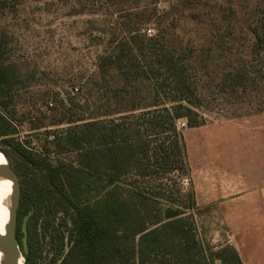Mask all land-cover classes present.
Here are the masks:
<instances>
[{
  "label": "rangeland",
  "instance_id": "374dc122",
  "mask_svg": "<svg viewBox=\"0 0 264 264\" xmlns=\"http://www.w3.org/2000/svg\"><path fill=\"white\" fill-rule=\"evenodd\" d=\"M261 24L264 0H0V112L16 131L12 142L2 144L0 138V145L20 174L25 207L38 200L41 190L52 197V209L36 221L33 207L20 215L18 207L23 261L30 255L36 264H58L69 248L72 212L59 207L60 197L43 169L46 163L78 166L79 154L62 139L64 132L104 111L149 103V74L134 68L131 48L151 40L187 54L183 64L197 96L193 111L202 124L189 128L179 119L176 129L191 161L198 136L204 139L209 131L264 115V39L256 46L252 35L263 31ZM139 58L145 68L148 57ZM162 138L157 144L169 140L172 145L170 137ZM13 144L27 150L36 165L17 155ZM177 166L169 174L151 168L156 180L128 173L116 194L128 197L135 182L162 184L155 188L159 197L153 208H181L191 216L204 248L235 249L237 235L251 237L252 247H238L244 264H264V230L225 224L221 201L212 197L208 202L207 188H201L191 209L190 196L199 188H193L190 167L188 175ZM217 194L228 200L235 195L224 189Z\"/></svg>",
  "mask_w": 264,
  "mask_h": 264
},
{
  "label": "trees",
  "instance_id": "16d2710c",
  "mask_svg": "<svg viewBox=\"0 0 264 264\" xmlns=\"http://www.w3.org/2000/svg\"><path fill=\"white\" fill-rule=\"evenodd\" d=\"M261 25L262 32H252L256 46L264 39V24ZM148 42L131 48L130 52L136 58L134 68L149 74L146 75L152 93L149 103L79 120L82 124L70 127L62 138L79 154L78 166L43 165L48 185L60 197L59 207L65 213L72 212L69 248L58 264H243L230 245L216 250L204 248L197 240L191 216H185L181 208H153L151 204L159 197L155 188H161L162 184L146 187L135 182L131 184L135 189L129 190L128 197L116 194L128 173L141 180H156L151 168H161L169 174L177 171L180 163L189 175L186 149L176 121L185 119L189 128L202 124L193 111L197 96L183 64L187 54ZM139 56L144 60L148 57L145 68ZM15 134L0 112L2 144L12 142L9 137ZM158 137H166L164 140L170 137L173 143L168 140L157 144ZM12 147L17 155L36 165L27 150L19 144ZM0 150L10 161L2 145ZM12 169L20 182V174ZM41 191L38 200L30 206L35 210V221L42 211L52 209L50 193H45L47 189ZM44 201L48 203L44 205ZM195 206L193 193L190 208ZM30 207H25L21 194L19 215ZM23 262L36 264L30 255Z\"/></svg>",
  "mask_w": 264,
  "mask_h": 264
},
{
  "label": "crops",
  "instance_id": "0c3cea01",
  "mask_svg": "<svg viewBox=\"0 0 264 264\" xmlns=\"http://www.w3.org/2000/svg\"><path fill=\"white\" fill-rule=\"evenodd\" d=\"M202 138V137H201ZM195 139L193 158L188 161L195 200L201 188H207V200H220L219 209L227 225H255L259 232L264 228V115L250 116L238 126L225 125L222 130L209 131L208 136ZM190 163V165H189ZM232 192L234 198L217 192ZM206 190V192H207ZM235 204H225L227 202ZM196 203V202H195ZM224 203V204H222ZM232 207V208H230ZM223 215V217H224ZM254 228V229H255ZM251 237L236 236L235 250L251 246ZM243 242L249 243L244 244Z\"/></svg>",
  "mask_w": 264,
  "mask_h": 264
},
{
  "label": "water",
  "instance_id": "95a60500",
  "mask_svg": "<svg viewBox=\"0 0 264 264\" xmlns=\"http://www.w3.org/2000/svg\"><path fill=\"white\" fill-rule=\"evenodd\" d=\"M5 164L0 166V180H8L12 183L9 222L6 234L0 235L1 264H24L21 251L17 243V211L21 197V186L16 172L12 169L9 159L0 151Z\"/></svg>",
  "mask_w": 264,
  "mask_h": 264
},
{
  "label": "bare ground",
  "instance_id": "6f19581e",
  "mask_svg": "<svg viewBox=\"0 0 264 264\" xmlns=\"http://www.w3.org/2000/svg\"><path fill=\"white\" fill-rule=\"evenodd\" d=\"M5 164L3 156L0 154V166ZM12 183L8 180H0V235L6 234V227L9 222L10 196ZM2 257L0 256V264Z\"/></svg>",
  "mask_w": 264,
  "mask_h": 264
},
{
  "label": "built area",
  "instance_id": "2783aa9c",
  "mask_svg": "<svg viewBox=\"0 0 264 264\" xmlns=\"http://www.w3.org/2000/svg\"><path fill=\"white\" fill-rule=\"evenodd\" d=\"M74 91L77 92V91H78L77 88H74ZM51 105H52V104H49V106H51Z\"/></svg>",
  "mask_w": 264,
  "mask_h": 264
}]
</instances>
